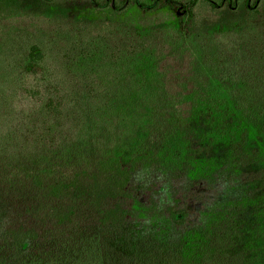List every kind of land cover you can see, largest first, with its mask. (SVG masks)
I'll list each match as a JSON object with an SVG mask.
<instances>
[{
	"label": "trees",
	"instance_id": "16d2710c",
	"mask_svg": "<svg viewBox=\"0 0 264 264\" xmlns=\"http://www.w3.org/2000/svg\"><path fill=\"white\" fill-rule=\"evenodd\" d=\"M87 2L180 19L118 26L95 54L80 55L93 71H120L101 97L86 67L87 81L73 85L76 74L57 71L37 43L13 59L15 81L0 91V264H189L183 252L199 228L190 264H264V0ZM21 3L0 0V18ZM242 4L241 37L196 34L201 7L226 16ZM59 14L84 37L102 32L70 5ZM169 37L196 45L187 84L159 54ZM152 219L170 224L165 242L147 234Z\"/></svg>",
	"mask_w": 264,
	"mask_h": 264
},
{
	"label": "rangeland",
	"instance_id": "374dc122",
	"mask_svg": "<svg viewBox=\"0 0 264 264\" xmlns=\"http://www.w3.org/2000/svg\"><path fill=\"white\" fill-rule=\"evenodd\" d=\"M20 1L22 2L21 8L16 15H9L10 17L4 19L0 18V91L3 90L4 85H7L6 83L12 82L11 80L15 81V78L13 79V73H15L13 59L17 62L20 57L28 53L31 45L37 43L46 51L49 57V64L59 67V69L56 68L57 71L63 70L73 75L76 74L72 81L73 85L84 80L87 81L86 72L81 70L82 67H86L88 69V77L90 75L88 79L90 85H87L91 87V94L94 93L96 96L101 97L105 95L106 90L104 89L106 87L110 88L116 85L120 76V71L116 66H109L106 64H100L99 67L97 66V70L93 71L94 69L91 68L90 65H84V61H82V56L80 55L88 53L89 57H91V54H95L98 50L96 49L98 47L97 44L100 41L106 43V41L109 40L107 35L108 31L118 26L123 27L127 24L144 30H150L154 28L155 24L167 26L171 21L180 19V16L170 9H151L150 6H146V8L142 9L136 3L121 11L112 12L107 9H92L87 0ZM143 1L149 3L151 0ZM66 5H70L78 10L80 16L97 18L102 27V32H97L96 35L90 37H84L79 31L74 32V30L67 25L66 21L59 19L60 9ZM245 11L246 9L243 4L226 16L222 11L214 13L210 9L201 7L198 10L197 23L195 26V30L197 31L196 34L210 35L213 32H219L229 39L241 37V30L247 25V13H245ZM80 27L82 30L84 29L83 25H80ZM219 28L222 30L226 28L231 32L216 31V29ZM187 40L188 41L183 43H176L181 40H174L172 37H169L163 39L159 46V54L167 56V62L164 63L166 67L168 66L173 73H179L177 77L182 79L186 84L187 82L184 77L190 73L192 69L191 57L196 53V45L191 41L192 38ZM97 71L100 73L96 74L98 73ZM94 72L95 77L92 78ZM189 89L188 86L184 91L188 92ZM64 93L66 97L69 95V91ZM119 96V94L118 96H114L113 100H119ZM93 113L94 112H92V114ZM104 114L105 112L102 110L99 116ZM12 116L13 115L8 114L1 126L5 127L8 122L7 120H12ZM96 127L97 125L92 129ZM151 209L152 207L149 208V210ZM145 215L152 218L158 216L154 213H146ZM152 221L157 222H151L156 224L146 228L147 234L153 235L152 237L156 242H165L169 239V235L172 234L170 224L165 221H160V219H152ZM204 231V228H199L190 234L188 239L189 248H185L183 252V259L185 262L190 264V253H194L201 247V237ZM116 235H118V237L123 236L119 232H117ZM142 240L143 238L136 239L135 237L134 241L129 239V242H133L130 248H134V245H136L138 247L137 249H139L137 243L140 244ZM122 241L120 238L119 242Z\"/></svg>",
	"mask_w": 264,
	"mask_h": 264
}]
</instances>
